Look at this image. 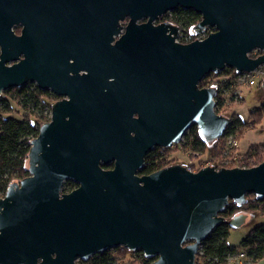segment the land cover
Here are the masks:
<instances>
[{"label":"water","instance_id":"obj_1","mask_svg":"<svg viewBox=\"0 0 264 264\" xmlns=\"http://www.w3.org/2000/svg\"><path fill=\"white\" fill-rule=\"evenodd\" d=\"M177 6L201 15L197 29L215 32L182 45L176 28L152 25ZM100 7V59L69 85L68 47L54 45V36L85 4L0 0L1 97L36 83L70 98L52 105L30 142L29 175L0 198V264H76L118 248L140 251L150 264H194L215 228L245 224L246 214L221 216L229 202L264 199V161L196 172L174 163L138 174L148 150L178 145L191 126L206 143L223 135L229 118L215 113L216 88L198 84L226 69L251 74L264 67V54L250 57L264 51V0H100ZM19 24L16 37L11 28ZM136 105L141 116L131 139L128 112ZM109 163L113 169H103ZM66 181L77 187L62 193Z\"/></svg>","mask_w":264,"mask_h":264},{"label":"trees","instance_id":"obj_2","mask_svg":"<svg viewBox=\"0 0 264 264\" xmlns=\"http://www.w3.org/2000/svg\"><path fill=\"white\" fill-rule=\"evenodd\" d=\"M184 18L183 21L178 17L176 21H180L185 28L194 22L193 16L188 15V13H184ZM250 57L254 58L252 54H250ZM229 75H232L233 78L234 76L237 78L240 76L233 69L211 73L199 82V88L209 87L206 85V81L211 76ZM226 84L228 85L229 81ZM226 88H222V85L216 88L214 110L217 115H219L218 107L222 104L221 96L219 97V95ZM7 93L15 97L14 102L16 103L17 109L14 111L10 100L0 95V198L4 196L7 187L11 183L19 182L29 175L27 171V160L30 142L37 137L40 126L46 121L43 113L48 107L41 101L42 95H39L32 85H26L18 89H10L5 94ZM17 113L20 115V119L15 118L14 114ZM249 117L247 122L241 121L236 115L229 117V124L225 128L223 135L211 143L204 142L199 136L197 128L191 126L187 130V133L183 135L182 148L193 156L201 157L209 152L214 155L212 157L218 158L219 149H217V145L221 139L225 141V139L232 138L236 141L238 137L240 139L247 129L264 122V102L254 108ZM236 147L229 146L230 149H236ZM235 157L238 158L239 155ZM263 161L264 142L262 144L251 145L240 155L238 161L235 163L240 168H252ZM165 167L167 165L161 156L151 157L146 160L139 175H149ZM191 167L192 165H187L188 169L193 170ZM212 167L216 169L222 168L217 163ZM76 187L77 185L73 182L66 181L63 184L62 193H69ZM240 213L264 215V199L257 200L253 195H248L246 196V202L241 206H236L232 202H229L221 216L225 220H228ZM230 229L226 224L215 228L211 235L202 243L194 264H228L230 259L236 258L240 254L251 263H255L264 258V224L250 230L238 247L230 246L227 242ZM118 252L125 254L132 253L125 248H118L114 251H107L103 254L93 256L87 261H77L76 264H116L117 260L113 253ZM138 255L141 264H150L154 261L145 259L142 253Z\"/></svg>","mask_w":264,"mask_h":264},{"label":"flooded vegetation","instance_id":"obj_3","mask_svg":"<svg viewBox=\"0 0 264 264\" xmlns=\"http://www.w3.org/2000/svg\"><path fill=\"white\" fill-rule=\"evenodd\" d=\"M79 1L81 4L82 3L85 4V10L80 11L76 15H74L72 22H71V18H70L71 14H70L69 23L68 26L66 27V30L63 33H59L54 36V45L61 42L63 44V47H68V51H67L68 56L66 61L67 66L66 68H63V71H65L63 76L68 79L69 85L78 84L77 80L88 74L86 68V66H88V63L92 60L93 61L96 60L98 62L101 56L100 44L102 40V31H101V26L98 24V15L99 13H101L100 0H79ZM93 13H95V24H93L92 22L94 15ZM184 13H188V15H192L194 20L192 25H190L187 28H185V26L180 21H176L178 17L180 20L184 21L185 19ZM128 21H129L128 19H125L124 21L119 22L120 30L118 34L113 37L114 40L111 43L112 45L119 37H121L124 34ZM146 21L147 19H142L138 21V24L145 23ZM200 21H201V15L198 12H196L194 9H184L181 6H177L176 8L172 10H168L164 14L159 16L156 20L153 21L152 25L158 26L160 24H168L176 28L175 42L182 45H186L194 41H201L205 39L208 35L215 32V28L210 25H205L201 30L197 29L196 26L200 23ZM22 29L23 26L19 24L13 26L11 28V31L16 37H19L21 36ZM38 47L39 46L37 45V49ZM57 54L61 55L64 53L62 52ZM251 54L254 57H257L259 55L264 54V51H253ZM20 58H22V56H20ZM54 73L53 75H56ZM32 86L34 89L37 90L39 95L40 94L42 95L41 101L48 106L46 110L49 113V117H48L49 120L51 118L52 105L60 101H68L70 99L67 93L59 94L60 92L57 91L60 90H56L54 86H50L45 89L38 88L36 83L32 84ZM128 114H129V118L131 119L132 127H133L131 131H129L128 137L133 139L136 137V130H137L136 124L138 123L137 121L140 119L141 110L139 106L136 105L129 109ZM175 146L178 147L179 144ZM173 147L174 145H172L169 148H173ZM169 148L156 147L154 149L148 150L143 157V161H144L143 166L145 165L146 160L151 158L152 155L156 153L158 154L159 153L158 151L166 150ZM184 167L187 168V166ZM103 169L105 170L113 169V163L104 165ZM140 170L138 171V174ZM190 171L196 172L193 170Z\"/></svg>","mask_w":264,"mask_h":264},{"label":"rangeland","instance_id":"obj_4","mask_svg":"<svg viewBox=\"0 0 264 264\" xmlns=\"http://www.w3.org/2000/svg\"><path fill=\"white\" fill-rule=\"evenodd\" d=\"M256 58V57H254ZM255 84L250 86L247 82L239 81L237 77L232 75L229 76H211L207 79L206 85L213 88H218L222 85V88L227 87L223 90V93L219 95L222 100V104L218 107L219 115H223L227 118L236 115L241 121L247 122L249 120V115L252 110L258 107L261 103L264 102V90L261 88V81L264 78V67H260L257 71L253 72ZM229 81L227 85L226 82ZM224 85V86H223ZM207 88V87H206ZM32 89V87H31ZM2 94L9 98L12 102V107L16 111V103L14 102V96L12 97L10 93ZM215 100V99H214ZM44 118L45 122L49 121V113L45 110ZM16 119H20V115L14 114ZM43 123V124H44ZM187 131L185 132V134ZM183 139V138H182ZM182 141L179 143V146L174 145L173 148L166 150L158 151L159 153L152 155L153 157L161 156L166 165L180 163L182 166L192 165L193 171L198 168H204L207 166H213L215 163L221 165L222 168H240L236 161L243 152H245L251 145L262 144L264 142V122L256 125L255 127H250L243 133V135L236 139L237 147L236 149H230L227 140L221 139L217 145L219 154L218 158L212 157L213 154L207 152L201 157L196 155H190L185 149L182 148ZM239 155L238 158L235 156ZM236 160V161H233ZM18 183V182H16ZM246 214V213H240ZM248 217L245 224L237 229H230L228 236V244L233 247H238L240 242L245 238V236L255 228L256 226L264 224V215L260 214H246ZM114 251V250H113ZM139 251H135L129 254L123 252L113 253L116 257V264H141L139 259ZM228 264H264V258L256 261L255 263L248 262L244 257L242 258H233L229 260Z\"/></svg>","mask_w":264,"mask_h":264},{"label":"built area","instance_id":"obj_5","mask_svg":"<svg viewBox=\"0 0 264 264\" xmlns=\"http://www.w3.org/2000/svg\"><path fill=\"white\" fill-rule=\"evenodd\" d=\"M259 69V68H258ZM257 69V70H258ZM257 70H255V71H257ZM254 71V72H255ZM237 73V72H236ZM240 76L238 77V79H239V81L240 82H242V80L244 81V82H247L250 86H252V85H254L255 84V80L253 79V77H254V73H251V74H247V73H238ZM215 101V100H214ZM227 144H228V146H230V147H236L237 146V143H236V141L234 140V139H232V138H228L227 139ZM113 250H115V249H112V250H109V251H113ZM239 258H242V257H244L242 254H240L239 256H238ZM238 257H236V258H238ZM231 260V259H230Z\"/></svg>","mask_w":264,"mask_h":264}]
</instances>
